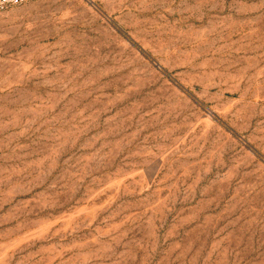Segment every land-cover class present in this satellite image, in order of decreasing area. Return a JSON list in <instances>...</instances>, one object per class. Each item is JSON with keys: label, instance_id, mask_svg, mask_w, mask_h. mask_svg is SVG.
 <instances>
[{"label": "rangeland", "instance_id": "374dc122", "mask_svg": "<svg viewBox=\"0 0 264 264\" xmlns=\"http://www.w3.org/2000/svg\"><path fill=\"white\" fill-rule=\"evenodd\" d=\"M0 264H264V0L0 11Z\"/></svg>", "mask_w": 264, "mask_h": 264}, {"label": "built area", "instance_id": "2783aa9c", "mask_svg": "<svg viewBox=\"0 0 264 264\" xmlns=\"http://www.w3.org/2000/svg\"><path fill=\"white\" fill-rule=\"evenodd\" d=\"M29 0H0V11L7 10L11 7L24 4Z\"/></svg>", "mask_w": 264, "mask_h": 264}]
</instances>
